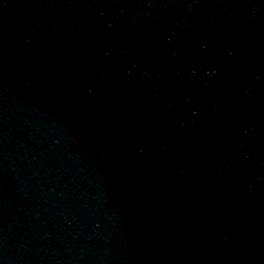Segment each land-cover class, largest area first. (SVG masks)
I'll return each instance as SVG.
<instances>
[{"label":"water","instance_id":"95a60500","mask_svg":"<svg viewBox=\"0 0 264 264\" xmlns=\"http://www.w3.org/2000/svg\"><path fill=\"white\" fill-rule=\"evenodd\" d=\"M0 264H264V0H0Z\"/></svg>","mask_w":264,"mask_h":264}]
</instances>
